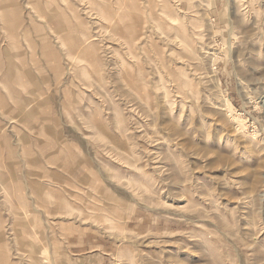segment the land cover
<instances>
[{"label": "rangeland", "instance_id": "374dc122", "mask_svg": "<svg viewBox=\"0 0 264 264\" xmlns=\"http://www.w3.org/2000/svg\"><path fill=\"white\" fill-rule=\"evenodd\" d=\"M1 61L0 264H264V0H3Z\"/></svg>", "mask_w": 264, "mask_h": 264}, {"label": "bare ground", "instance_id": "6f19581e", "mask_svg": "<svg viewBox=\"0 0 264 264\" xmlns=\"http://www.w3.org/2000/svg\"><path fill=\"white\" fill-rule=\"evenodd\" d=\"M191 1H194V2H196L197 1V3H199V2H203V0H191ZM209 1H211L212 2V0H209ZM3 2V0H0V5H1V3ZM209 3V2H208ZM2 18V17H1ZM5 19V18H4ZM6 21V20H5ZM136 32H137V29H136ZM136 39V37L135 36H130V38H129V46L130 47H132L133 45L131 44V43H133V41ZM12 55V54H11ZM5 62V61H4ZM196 64V63H195ZM193 76V75H192ZM21 83V82H20ZM164 90V89H163ZM198 95V94H197ZM165 96V95H164ZM198 97H199V95H198ZM168 98V97H167ZM225 98V97H224ZM224 103H225V106H226V110L230 113L231 112V109H232V107H233V105H232V103H231V101L226 97L225 99H224ZM170 104V103H169ZM181 104V103H180ZM172 114V113H171ZM173 119V118H172ZM236 120H237V122H238V124H243L244 122H243V120L244 119H240V118H236ZM244 125V124H243ZM169 128V127H168ZM173 129V128H172ZM90 177V176H89Z\"/></svg>", "mask_w": 264, "mask_h": 264}, {"label": "crops", "instance_id": "0c3cea01", "mask_svg": "<svg viewBox=\"0 0 264 264\" xmlns=\"http://www.w3.org/2000/svg\"><path fill=\"white\" fill-rule=\"evenodd\" d=\"M8 63L5 61H1L0 62V72H4V70L7 72V73H16L13 69L11 71V69H8ZM18 74V73H17ZM15 81H17V78H15ZM36 85V83H33L32 86Z\"/></svg>", "mask_w": 264, "mask_h": 264}]
</instances>
